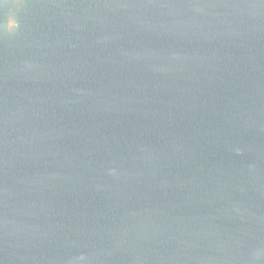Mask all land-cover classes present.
Returning <instances> with one entry per match:
<instances>
[{"label":"water","instance_id":"1","mask_svg":"<svg viewBox=\"0 0 264 264\" xmlns=\"http://www.w3.org/2000/svg\"><path fill=\"white\" fill-rule=\"evenodd\" d=\"M0 264H264V0H0Z\"/></svg>","mask_w":264,"mask_h":264}]
</instances>
